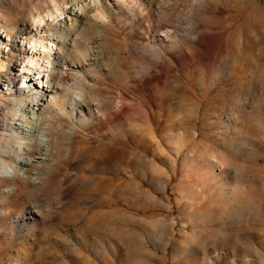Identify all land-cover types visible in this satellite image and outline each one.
I'll return each instance as SVG.
<instances>
[{"label": "rangeland", "instance_id": "374dc122", "mask_svg": "<svg viewBox=\"0 0 264 264\" xmlns=\"http://www.w3.org/2000/svg\"><path fill=\"white\" fill-rule=\"evenodd\" d=\"M86 1L0 0V264H264V0L98 3L29 92Z\"/></svg>", "mask_w": 264, "mask_h": 264}, {"label": "bare ground", "instance_id": "6f19581e", "mask_svg": "<svg viewBox=\"0 0 264 264\" xmlns=\"http://www.w3.org/2000/svg\"><path fill=\"white\" fill-rule=\"evenodd\" d=\"M107 3L109 4V0H90V1H86L84 4L82 5H77V4H73L71 5L64 13V16L57 19L56 22H54V19H52L51 21H53L52 23H49V26H47V22H45V20H42V24L44 26H47L46 29L47 31H50L51 29L55 32H58V30L62 31V32H66L67 34L65 36H53V34L51 35L54 40L56 39V43H52V39H49V41H47V43L44 42L43 35L42 34V39L41 40H34L33 38H31V50L32 52H34L35 54L38 53L37 49H39L38 47H35L36 43L39 44L40 47H42V50H40V52H43V56L45 57V64L44 67H50L49 72L44 73L42 76L40 75L42 70H37V73H35L33 76L34 78L37 79L36 83L37 85L31 87L29 86L28 91L30 92L32 89H43L44 90V86H46L47 88L49 87H53V85L51 86V74L54 73V68L56 67H60V66H64L66 63L64 61V57H66L68 55V52L71 50V47L69 45L68 41V36L70 37V35H72L73 33H78L83 24L85 23H97V19L95 20V18L92 15V11L95 10L96 4L98 3ZM113 3L115 5H119V3L117 1H113ZM37 31L42 32V29H38V27L36 28ZM23 33L28 34L29 31L27 28H23L22 29ZM4 32V31H3ZM46 32V30L44 31V33ZM47 35V33L45 34ZM68 35V36H67ZM6 36V34H5ZM100 36H96L93 38V42L99 40ZM36 42V43H35ZM48 44V45H47ZM39 52V56L41 55V53ZM37 58H32L31 60H29L28 63L22 64L21 66L17 63L16 66H20V68H22L23 73L25 75H31V72L33 70V68H36L37 65ZM14 75H11V78H9L10 82L14 81ZM8 80V81H9ZM31 80V78L26 79L24 81V85H29V81ZM55 83V82H54ZM30 85H32L30 83ZM56 87H58V85H56ZM54 88V87H53ZM45 100L44 98H37L35 99L34 103H31L30 105H28V103L24 100L20 101L18 103V105L16 106L15 110H16V114L17 117L13 116V120L14 123H11L10 127L12 130L15 129H25V127H27L26 125H24V123H21V121H27V118L25 117V111L27 110L26 107L30 106V110L29 112L31 114L35 113V110H43L47 105L45 104V102L43 101ZM36 105V106H35ZM29 119V118H28ZM26 123V122H25ZM40 142H41V146L40 149H43V154H45V152L47 151V145H46V139H44L42 137V135H40ZM24 157L19 158V164L23 165L24 164Z\"/></svg>", "mask_w": 264, "mask_h": 264}]
</instances>
